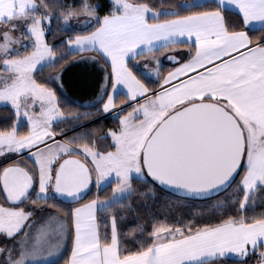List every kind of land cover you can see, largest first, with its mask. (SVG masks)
<instances>
[{"label": "snow or ice", "instance_id": "obj_1", "mask_svg": "<svg viewBox=\"0 0 264 264\" xmlns=\"http://www.w3.org/2000/svg\"><path fill=\"white\" fill-rule=\"evenodd\" d=\"M102 7L0 0V104L12 109L10 126L0 128V236L11 242L0 247V264H45L66 244L65 264H210L230 253L243 264L258 254L264 264V209L255 199L264 190V0L166 8L109 0L101 15ZM53 20L75 27L56 41ZM176 45L184 51L167 56L178 66L166 75L155 55L137 62ZM71 54L103 70L99 93L84 102L115 113L116 126L103 135L56 130L65 121L83 127L81 118L94 115L62 107L61 62ZM136 180L196 198L235 184L237 195L218 202L214 223H161L147 236L141 229L130 247L116 205ZM93 185L97 194L86 199ZM109 185L111 195L101 197ZM51 199L69 207L36 218Z\"/></svg>", "mask_w": 264, "mask_h": 264}, {"label": "trees", "instance_id": "obj_2", "mask_svg": "<svg viewBox=\"0 0 264 264\" xmlns=\"http://www.w3.org/2000/svg\"><path fill=\"white\" fill-rule=\"evenodd\" d=\"M69 4L73 0H67ZM93 4L99 3L103 5L99 9L100 14L103 15L106 11L109 0H91ZM182 0H152L158 8H166L181 3ZM64 26L61 22L60 27L57 26V21H52V32H55V40L59 41L63 37L71 34L68 30H62ZM74 28V27H68ZM257 31L255 35H259ZM50 43L53 42V36L50 34L48 37ZM75 55L71 54L66 58L67 62L62 61L65 70L62 75L63 91L58 94L61 95L63 100L67 103L63 104L67 112H85L92 111L93 116L82 117L79 121L83 127H76V122L65 121L56 126L57 132L61 128L67 129V136L71 137L78 133L85 131L95 132L98 130L99 135H103L109 128L115 127L117 120L115 115L98 113L93 106H85L83 102L94 99L99 93V85L101 83V77L103 76V70L98 63L93 61H78L73 62ZM172 65H162L161 72L165 74ZM51 71V69L45 68L44 73ZM147 82V81H146ZM152 86V85H150ZM120 99H124L123 96ZM79 102V103H77ZM119 103V99L117 100ZM12 109L7 106H0V128L10 126V121L5 119L6 116H11ZM23 130V129H22ZM114 184V182H113ZM136 191L131 195L125 196L121 199L120 203L116 205L117 215L119 219V227L124 233H128L127 242L129 246H134L137 241L141 239V229H143V235L147 236L154 226L159 224H177L184 223H214L216 218L220 215V209H218V202L230 200L232 196L237 195L234 192L235 184L225 189L223 192L214 196L203 199H190L177 196L171 192H168L158 185H152L150 182H142L139 180L134 181ZM111 187L100 191L101 197L105 195H111ZM97 194L95 186H92L91 194L86 199L92 198ZM255 199L257 201V211L264 209V190L255 193ZM39 205H44L45 201H38ZM53 205L59 206L61 209L69 207L68 204L61 202L58 199H51L47 201V206L43 209L49 213H55L56 208ZM75 207L74 204L71 205ZM32 210V209H29ZM41 208H36L35 213L39 212ZM229 214H233L229 212ZM70 255V245H65V248L60 252L59 258L52 264H65V261ZM258 254L248 259L247 264H255L258 259ZM224 264H243L239 258H224L222 260Z\"/></svg>", "mask_w": 264, "mask_h": 264}, {"label": "crops", "instance_id": "obj_3", "mask_svg": "<svg viewBox=\"0 0 264 264\" xmlns=\"http://www.w3.org/2000/svg\"><path fill=\"white\" fill-rule=\"evenodd\" d=\"M173 49H178V50H179V53L173 51ZM183 51H184L183 47H182V46H179V45L172 46V47H165V48L159 49V50H157V51H155V52H153V53H145V54H143V55L138 56V57H137V62L140 63L141 65H143L144 62L148 61V59H149L150 56L155 55V56L159 57L160 62H161V65H172V66L168 69V71H169L170 69H172L173 67H177L178 65L175 64V63H169V62H168V59H167V56H168V55L182 54ZM152 62H154V64H155V61H152ZM152 62H151V63H152ZM150 65H151V64H150ZM150 65H149V67H150ZM168 71H167V72H168ZM167 72L165 73V75L167 74ZM112 115H115V113H112ZM0 161H3V157H0ZM0 247H1V246H0ZM70 254H71V253H70ZM69 257H70V255H69ZM229 257L238 258V257L236 256V254H233V253H230L226 258H229ZM58 258H59V256L56 257L55 261H56ZM223 259H224V258H223ZM223 259L212 260V261H210V264H224V262L222 261ZM55 261H53V262H51V263H49V264H52V263H54ZM255 264H256V263H255Z\"/></svg>", "mask_w": 264, "mask_h": 264}, {"label": "rangeland", "instance_id": "obj_4", "mask_svg": "<svg viewBox=\"0 0 264 264\" xmlns=\"http://www.w3.org/2000/svg\"><path fill=\"white\" fill-rule=\"evenodd\" d=\"M64 26H65V25H64ZM71 26H72V27H75V21H72L71 24L68 25V27H71ZM151 67H155L154 62L151 63L150 68H151ZM153 76H154V74H153ZM94 99H95V98H94ZM94 99H92V100H90V101H93ZM82 104L85 105L84 102H83ZM0 106H2V104H0ZM25 158H26V157H25ZM125 196H127V195H125ZM125 196H124V197H125ZM124 197H122L121 199H123ZM47 214H49L48 211H46L45 209H41L39 212L35 213V217H36V218H39V219H41V220H43V219H46ZM37 226H39V225H37ZM6 243L10 244L11 242L5 240L3 236H0V246L3 247V245L6 244ZM59 254H60V253H53V254H51V255H48V256L44 257L45 264H49V263L55 261L56 257H58Z\"/></svg>", "mask_w": 264, "mask_h": 264}, {"label": "water", "instance_id": "obj_5", "mask_svg": "<svg viewBox=\"0 0 264 264\" xmlns=\"http://www.w3.org/2000/svg\"><path fill=\"white\" fill-rule=\"evenodd\" d=\"M158 185V184H157ZM158 186H160V185H158ZM161 188H163L164 190H166V191H168V192H171V193H173V194H175V195H177V196H180V197H184V198H190V199H203V198H196V197H188V196H184V195H182V194H179V193H177V192H175L174 190H170V189H168V188H165V187H162V186H160ZM216 195V194H215ZM211 196H214V195H211ZM211 196H208V197H211ZM208 197H206V198H208ZM59 200V199H58ZM61 202H63V203H65V204H68V203H66L65 201H63V200H60Z\"/></svg>", "mask_w": 264, "mask_h": 264}, {"label": "built area", "instance_id": "obj_6", "mask_svg": "<svg viewBox=\"0 0 264 264\" xmlns=\"http://www.w3.org/2000/svg\"><path fill=\"white\" fill-rule=\"evenodd\" d=\"M57 138L60 139V138H63V137L58 136Z\"/></svg>", "mask_w": 264, "mask_h": 264}]
</instances>
